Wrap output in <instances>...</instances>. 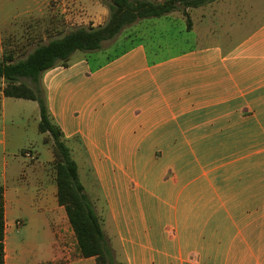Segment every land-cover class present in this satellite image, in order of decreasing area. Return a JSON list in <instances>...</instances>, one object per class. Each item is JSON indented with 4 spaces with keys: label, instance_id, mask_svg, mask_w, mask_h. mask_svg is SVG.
Instances as JSON below:
<instances>
[{
    "label": "crops",
    "instance_id": "crops-1",
    "mask_svg": "<svg viewBox=\"0 0 264 264\" xmlns=\"http://www.w3.org/2000/svg\"><path fill=\"white\" fill-rule=\"evenodd\" d=\"M262 12L264 0H217L189 12L191 30L179 12L139 20L103 50L75 53L69 67L44 74L66 142L112 156L118 173L101 182L111 210L101 223L116 231L126 264H264ZM2 26L0 16V58ZM4 88L2 81L0 137L8 124L12 131L11 143L0 139L6 156L19 150L30 120L39 131L41 119L35 101L8 98ZM47 157L26 166L17 154L5 158V264H29L26 251L38 246L24 238L15 254L13 236L40 232L50 236L51 255L33 264H97L79 257L56 173L48 185ZM9 181L28 189L15 195Z\"/></svg>",
    "mask_w": 264,
    "mask_h": 264
},
{
    "label": "trees",
    "instance_id": "trees-1",
    "mask_svg": "<svg viewBox=\"0 0 264 264\" xmlns=\"http://www.w3.org/2000/svg\"><path fill=\"white\" fill-rule=\"evenodd\" d=\"M217 0H112L109 17L98 27H80L48 43H39L25 58L17 60V52L8 50L0 58V82H5L4 95L8 98L35 101L40 109L39 132L43 143L52 148L56 171L57 198L64 207L75 233L77 251L81 258H95L97 264H114L113 251L105 237L101 220L85 192L79 167L64 133L55 122L47 101L42 78L57 67H69L77 52L93 53L103 50L126 28L139 20L164 18L181 13L188 30L193 23L189 12ZM0 264H5V210L4 188L0 186Z\"/></svg>",
    "mask_w": 264,
    "mask_h": 264
},
{
    "label": "rangeland",
    "instance_id": "rangeland-1",
    "mask_svg": "<svg viewBox=\"0 0 264 264\" xmlns=\"http://www.w3.org/2000/svg\"><path fill=\"white\" fill-rule=\"evenodd\" d=\"M111 2L112 0H0L4 44L6 43L8 50L17 52V60L25 58L39 43H48L51 39L61 37V35L80 27H98L101 26V22L105 24L109 17L108 6ZM261 9L263 7L258 5V9H255V11ZM258 12L260 14V11ZM175 16L183 17L181 14ZM224 30L222 27L220 28V35L223 34ZM210 40L211 38L204 42H211ZM76 54H81V52ZM34 104L35 106L38 105L37 102H34ZM2 137H5L6 141L11 143L12 131L10 124H8L6 135ZM67 145L72 150V155L79 166V174L85 186V192L92 200L97 215L105 225L110 220L111 210L101 182L111 183L114 173H118L111 170L112 156L90 155L86 146L79 139L75 140V144L71 145L67 142ZM16 146L20 147L19 150L14 152L15 149L10 147L6 151V156L0 149V183L3 181L5 158L10 161L14 154H17L26 166V164L34 165L45 162L47 156L53 157L49 146L43 144V135L39 133L37 127L34 129L33 119L30 120L27 135L21 138ZM22 149H25V152L27 149L25 156L28 161L21 154ZM33 153L40 155L33 159ZM136 157L140 164L138 167H143L141 164H144L146 155L139 154ZM49 168L46 172L48 174V185L50 186L54 182L56 171L53 165ZM170 175H172V172H170ZM9 183L10 189L14 191L15 195L28 189L25 183H21L20 186L12 181H9ZM30 188L35 191L36 186L33 185ZM103 229L107 233V242L113 251L114 264H126L122 256V248L118 243V239L116 240V231L106 226H103ZM13 237L15 254L18 250L17 244L24 238L27 241H34L38 246L37 250L28 248L26 251V259L29 264H33L37 259L45 260L50 257L51 246L49 240L51 239L49 235L41 232L38 235L22 233L15 234ZM30 243L32 244V242Z\"/></svg>",
    "mask_w": 264,
    "mask_h": 264
}]
</instances>
